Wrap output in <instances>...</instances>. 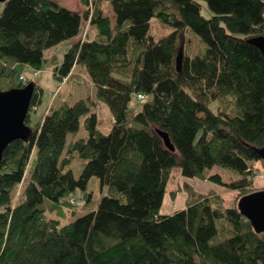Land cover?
Masks as SVG:
<instances>
[{"label": "trees", "instance_id": "16d2710c", "mask_svg": "<svg viewBox=\"0 0 264 264\" xmlns=\"http://www.w3.org/2000/svg\"><path fill=\"white\" fill-rule=\"evenodd\" d=\"M79 1L82 13L54 0H5L0 11V90L30 82L19 81L17 65L40 71L47 64L59 81L83 69L94 89L93 97L62 100L31 124L44 93L34 81L25 118L31 133L10 142L0 160V264H264V232L237 208L240 197L264 189L253 171L225 184L237 194L233 206L214 191L187 188L185 208L158 213L173 155L182 176L222 184L208 174L214 165L233 169L234 162L242 171L239 160H260L264 57L250 39L264 37V0H203L209 17L198 0ZM105 1L112 16L103 12ZM152 18L171 31L154 40ZM87 24L95 37L88 38ZM188 29L205 44L202 54H188ZM64 41L72 43L51 62L45 51ZM137 93L147 99L135 110ZM99 101L112 114L107 133L97 128ZM81 120L92 140L68 142ZM75 154L85 160L78 176L70 168ZM92 177L107 188L93 210L62 226L47 216L56 209L65 216L59 200L76 190L88 203Z\"/></svg>", "mask_w": 264, "mask_h": 264}, {"label": "rangeland", "instance_id": "374dc122", "mask_svg": "<svg viewBox=\"0 0 264 264\" xmlns=\"http://www.w3.org/2000/svg\"><path fill=\"white\" fill-rule=\"evenodd\" d=\"M54 1L79 13L84 11V5L80 3L79 0H54ZM198 1L201 3V14L204 15L205 17H209L211 15V12L208 10L206 3L203 0H198ZM3 6H4V2H1L0 11L2 10ZM102 9L105 15H110L109 4L107 1L103 2ZM89 29L87 28V25H85V32L88 31ZM93 29H94L93 32L96 33L97 30L95 28ZM90 31L88 32V38H92V36L89 34ZM170 31L171 28L169 26L158 23L155 18H152L149 22V34L154 38V40H158L162 38L163 36L167 35ZM185 39L188 41L186 50L190 56L200 55L204 52L205 44L191 30L188 29L186 31ZM70 44L71 43L69 41L60 42L57 46L47 49L45 51V55L48 56L50 61L52 56L56 57L57 60H58L57 56H59V59H61V56L64 54L67 47L70 46ZM19 48L20 50L24 51L23 48L21 47ZM51 50H54V53L53 51L51 52ZM12 54L15 55L16 57L19 56L18 51H13ZM47 66L48 64L44 65L43 69L38 71L39 73L35 78V81L37 82V79L39 81L41 77L39 83L43 85L44 93L41 104L37 108H31L32 109L31 124L36 123L38 118L42 114L46 113V111L49 109V106L50 108H52V106H54L55 103L57 102L58 97L61 99L60 101L66 100L69 103H74L78 99H84L87 97L94 96L93 86L90 83L88 76L86 75L83 69H82L83 71H79V73L77 74L75 73L76 75L71 79L62 78L60 81L59 80L56 81V80H51L50 73H48L47 75V73L44 71ZM16 69H17V75L24 70L19 65L16 66ZM52 70L53 68L49 70V72H52ZM46 78L47 81L49 82H46ZM141 103L142 102L136 100L135 97H133L131 101V105L135 110L141 108ZM215 105L216 102H213L211 104V108H214ZM94 111L97 114V120H98L97 128L103 133H107L112 123V119H111L112 114L110 112V109L105 103L99 101ZM71 134L72 135L70 134L69 135L72 137L68 136V142L80 137L86 139L88 138L89 134L83 127V120H81L79 129L75 133H71ZM173 156L177 164L173 166L171 170V175L167 182L165 193L163 195L162 203L158 212L160 215L171 214L175 210L185 208L187 188H192L194 191L200 193H207L209 191H214L223 197L224 204L226 206H233L235 204V198L237 194L235 191L228 188L225 184L227 183L237 184L242 181H245L246 178H248L251 171L255 172V176L258 175V173L260 172H264V171H260V170H264V162L262 160L259 161L239 160L243 164H246L248 167L252 166L245 173H242L240 171V166L238 163L232 162L233 169L221 165H214L212 168L208 170V174H219L222 182L224 183L222 184L212 180H201L198 178H190V177L182 176L179 166L180 158L177 155H173ZM84 163H85L84 159L79 158L76 154L74 155L70 164V168L73 170L75 176L79 175ZM257 163L260 164V166H258ZM29 181H30V173L28 171L25 177V182H24L25 185H27ZM254 182H255V186H257L258 188L264 186V179H260L257 176L256 178H254ZM106 189L107 188L104 187L103 190H101L98 178L92 177L87 186V192L91 194V199L87 203L88 206L96 205L99 199L101 198V196L106 193ZM174 191L175 193L172 194V192ZM79 199L81 204L83 202V204L79 207L73 206L74 207L73 208L67 205L66 203H62L63 204L62 211L66 213L65 216L63 217L58 216L55 214L54 211L47 212V216L58 218L60 220V226L73 221L77 217L81 216L85 211H87V209L83 210V207L85 205V198L83 197L82 193H79ZM69 210L71 211L73 210L75 213H71Z\"/></svg>", "mask_w": 264, "mask_h": 264}, {"label": "water", "instance_id": "95a60500", "mask_svg": "<svg viewBox=\"0 0 264 264\" xmlns=\"http://www.w3.org/2000/svg\"><path fill=\"white\" fill-rule=\"evenodd\" d=\"M4 1L0 0V3ZM250 42L258 47L264 57V37L250 39ZM176 60L179 65L180 53ZM34 88V82H28L20 88L0 90V160L10 142L16 139L26 140L31 133L25 118L29 112ZM158 135L165 147L171 151L175 150L168 133L158 131ZM259 158L264 162V147L259 150ZM237 208L250 221L255 232H264V189L240 197Z\"/></svg>", "mask_w": 264, "mask_h": 264}, {"label": "built area", "instance_id": "2783aa9c", "mask_svg": "<svg viewBox=\"0 0 264 264\" xmlns=\"http://www.w3.org/2000/svg\"><path fill=\"white\" fill-rule=\"evenodd\" d=\"M38 73H39L38 71L29 69V67L25 66L24 70L19 74L18 79L22 83H26L28 81H35V78L37 77ZM64 79H66V78H64ZM135 98H136V100H138L140 102H145L147 99V97L143 93H137L135 95ZM32 108H35V107H32ZM256 176L260 179H264V172H260ZM79 193H81L80 190H76L75 192L69 194L68 196L61 198L59 200V202L60 203H66L67 205H69L71 207H73V206L79 207L83 204V202H82V204L80 202Z\"/></svg>", "mask_w": 264, "mask_h": 264}, {"label": "crops", "instance_id": "0c3cea01", "mask_svg": "<svg viewBox=\"0 0 264 264\" xmlns=\"http://www.w3.org/2000/svg\"><path fill=\"white\" fill-rule=\"evenodd\" d=\"M84 10H85V6H84ZM109 10H110V8H109ZM82 12H83V11H82ZM82 12H81V13H82ZM109 14H110L109 16H112L111 11L109 12ZM87 28H88V29L90 28V29L88 30V32L91 30L89 34H90L92 37H95L96 33L93 32V31H94V29H93L94 27H93L92 25H90V24H87ZM69 42L72 43L71 41H69ZM57 45H58V44H57ZM70 45H71V44H70ZM68 47H69V46H68ZM68 47H67V49H68ZM67 49H66V50H67ZM66 50H65V51H66ZM52 51H53V53H54V50H51V52H52ZM64 53H65V52H64ZM62 56H63V55H62ZM62 56H61V58H62ZM57 57H58V61L60 62L61 59H59V56H57ZM26 67H27V66H26ZM53 67H54V65H50V64H49V65L46 67V69H45L44 71L47 73V75H48V73H50L51 80H56V81H58V80L52 75V72H49V70H51ZM21 68H22V67H21ZM24 68H25V66L23 67V69H24ZM75 70H76V71H75L76 74L79 73V71H82V69H80V68H78V67H77ZM77 78H78V77H77ZM88 79H89V78H88ZM40 80H41V77H40ZM40 80H39V81H40ZM39 81H38V79H37V83L43 87V85L40 84ZM46 82H49V81H47V78H46ZM52 86H53V85H52ZM52 86H51V88H52ZM43 89H44V87H43ZM77 90H78V89H77ZM43 92H44V91H43ZM61 98H62V97H61ZM60 100H61V99L58 97V98H57V102L55 103L54 106L59 105L60 102H61ZM52 107H53V106H52ZM49 109H50V106H49ZM51 109H52V108H51ZM47 112H48V111H46V113H47ZM111 119H112V116H111ZM88 134H89V136H88L87 139L90 140V138H91V140H92V135H91V133L88 132ZM70 135H72V134H70ZM70 135H69V137H72V136H70ZM72 141H73V140H72ZM243 165H244V169L241 171L242 173H245L246 171H248L249 168L252 167V166L248 167L246 164H243ZM257 165L260 166V164H258V163H257ZM243 171H244V172H243ZM260 171H264V170H260ZM255 178H256V177H255ZM96 205H97V204H96ZM96 205H94V206H88V204L86 203V204L84 205V207H83V210H85V209H87L88 211L93 210V209L96 207ZM69 211L71 212V210H69ZM70 212H69V213H70ZM55 213H57L58 215L61 214V212H60L59 210H55Z\"/></svg>", "mask_w": 264, "mask_h": 264}]
</instances>
